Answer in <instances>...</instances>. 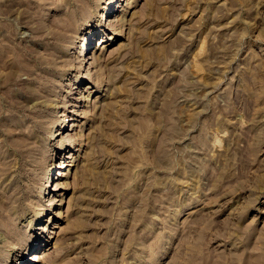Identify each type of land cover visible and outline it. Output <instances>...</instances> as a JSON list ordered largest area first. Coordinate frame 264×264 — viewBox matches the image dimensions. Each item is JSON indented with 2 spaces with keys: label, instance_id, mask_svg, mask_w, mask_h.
I'll list each match as a JSON object with an SVG mask.
<instances>
[{
  "label": "rangeland",
  "instance_id": "obj_1",
  "mask_svg": "<svg viewBox=\"0 0 264 264\" xmlns=\"http://www.w3.org/2000/svg\"><path fill=\"white\" fill-rule=\"evenodd\" d=\"M75 1L0 0V165L9 171L0 175V211L25 237L16 245L0 231L2 257L8 264L34 251L45 253L35 264L264 260V0H113L102 14L116 8L109 20H100L108 0H91L89 24L76 19L56 47L47 32ZM92 34L85 53L90 45L96 60L86 57L79 69V41ZM21 50L32 64L57 66L37 63L33 76L18 71L17 81L5 82ZM34 76L51 79L54 90L31 96L43 85ZM89 91L94 99L84 105ZM37 113L50 133L39 131L31 146L54 151L46 160L53 177L25 179L26 197L38 200L25 204L11 189L23 182L13 142L35 128ZM65 119L70 138L49 140ZM68 154L75 164L51 185Z\"/></svg>",
  "mask_w": 264,
  "mask_h": 264
},
{
  "label": "bare ground",
  "instance_id": "obj_2",
  "mask_svg": "<svg viewBox=\"0 0 264 264\" xmlns=\"http://www.w3.org/2000/svg\"><path fill=\"white\" fill-rule=\"evenodd\" d=\"M113 0H108L106 2V4L104 5V10L101 12V16L102 14L104 13V11L107 9V13H109L113 7V4L112 3ZM118 1V0H117ZM75 5L73 7H70L69 9H67L66 11H63L62 14L64 15V18L61 19V20H58L56 23H55V28L52 29V30H49L47 32V36L50 37V39H56V43L54 45L59 46V41H63L65 42V38H66V31L71 28L75 23H76V19L78 18H81V19H84L85 22H83L84 25H88V18L90 17V12H88L86 9L87 7H92V1L91 0H76L75 1ZM116 10V8L109 14V16H106L104 18V16H102L100 18V20H102L104 18V20H109L112 16H113V13L114 11ZM92 12V11H91ZM106 13V14H107ZM80 20V19H79ZM90 20V19H89ZM43 23H39L37 24V27L40 28L42 27ZM84 27V26H83ZM89 27V26H88ZM87 27H84L83 29H86ZM90 30V29H89ZM23 32V31H22ZM94 38V35H86L84 37L81 38V40L79 41V45L77 47V68H81L82 65H83V60L87 57V61L90 59V58H93V60H96V57H94L93 55H90L91 53V49H90V45L88 47V52L85 53V50L87 48V45L93 40ZM112 38V37H110ZM98 39V42L97 43H100L99 39L100 38H96ZM95 39V41H96ZM52 41V40H51ZM83 41V43H81ZM53 43V42H52ZM96 45V43H95ZM18 51V50H17ZM17 51H14L15 52V56L12 61L9 62V65H8V72L6 73L5 75V82H12V81H17V78H15L16 74H19L18 71H21L23 73H27L28 75L30 74L31 76H33L31 73H32V66H36V64L38 63L40 66H42L43 64V67H48L49 69L50 68H54L56 67V63H47V62H43L41 60V58L39 60L41 61H37V63H34L32 64L30 62V59L27 58L26 55H24V51L21 50V52H17ZM8 52V51H7ZM10 52V51H9ZM1 53V52H0ZM26 54V53H25ZM55 54H53L51 57L54 58L53 60H55ZM50 58V57H49ZM44 59V58H43ZM47 60V57L45 59V61ZM49 61V60H48ZM76 61V60H75ZM50 62V61H49ZM76 64V63H75ZM7 66V65H6ZM29 75V76H30ZM37 75V74H36ZM38 76V75H37ZM37 76H34L32 77L33 78V81L34 79H36L37 81H40L42 82L41 84H43L42 86L39 84H37L40 88H35L37 85H34V89L30 90L29 92H31V96L33 95L34 97H39V96H43L41 95V93L44 91L45 93H49V92H52L54 90V88H51L52 85H53V81L49 78H45V79H42V78H38L37 79ZM42 76V75H41ZM31 78V77H30ZM31 78V79H32ZM30 81V79H29ZM31 82V81H30ZM49 84H48V83ZM52 82V83H51ZM35 83V82H34ZM32 83V84H34ZM47 83V85H46ZM100 84V83H99ZM30 86V85H29ZM33 86V85H32ZM31 86V87H32ZM78 87V86H77ZM25 88V87H24ZM30 88V87H28ZM23 89V88H22ZM31 89V88H30ZM25 90V89H24ZM43 90V91H42ZM27 91V90H26ZM39 91H42L41 93ZM7 92V91H6ZM43 94V93H42ZM12 95V94H11ZM30 95V94H29ZM28 95V96H29ZM23 96V95H22ZM30 97V96H29ZM44 97V96H43ZM41 98V97H40ZM93 98V95L91 96V92L89 91V93L85 94V98H84V105H86V101H91ZM94 99V98H93ZM12 101H10L11 103ZM39 102V101H38ZM14 104V103H13ZM16 104V103H15ZM88 105V104H87ZM11 107V105H10ZM13 107V106H12ZM15 107V106H14ZM36 113V112H35ZM33 114V113H32ZM32 120V118H31ZM14 122V121H13ZM34 124H35V128L33 129H28L27 132L21 134V136H19L14 142V146H15V160L12 162L14 166V169L18 168L19 171H20V177L22 178L23 182L22 181H19L16 182L14 184V186L12 187L11 186V189L13 191V193L15 194H18L16 197H15V201H19L20 203H27V204H32V203H36L38 204V200L36 202H34L33 200H29L28 197H26L27 193L25 192H28L29 188H30V185L27 184L24 180L25 179H31L33 180V182H42V179H44L43 181L48 182L50 180L51 177H53V175L51 177H49L50 175V172H46L47 169H48V166L46 165V160L52 156V154L54 153H49L48 151V147H47V144L46 143H41V144H38L35 146H31V144H33V142H36L41 136L38 134L39 131L40 132H45V133H50V128L46 127L45 126V120L43 118V114L42 113H37L36 115H33V121H32ZM48 125V124H47ZM11 124L9 123L8 127H10ZM34 126V125H33ZM65 126H67V128H65ZM69 123L67 122V119H65L63 122H61V128L57 129V130H54L52 131L51 130V134H49V140H54L56 138V136H60L58 137V141L61 142L64 140H66V137L68 135H65L66 131L69 130ZM40 129V130H39ZM55 136V137H54ZM67 138H70V136H68ZM91 138V137H90ZM31 139L32 140V143H31ZM70 141V144H69V149L71 147H73V140H69ZM66 143V142H65ZM30 144V145H29ZM63 143H61L62 145ZM34 145V144H33ZM50 145V144H49ZM59 145L58 147V150L57 152H55V154L57 156H60L62 154L61 152V149H62V146ZM13 146V147H14ZM71 150H68V152H70ZM62 156V155H61ZM73 154H68L66 155L65 158L63 159H60L58 161V165L56 167L57 168V175L54 179H52L51 181V185L52 183H54L56 181V179H58L59 177L61 176H65L67 174L70 173L71 169L70 167H72L75 163L73 162ZM87 157V156H86ZM88 160V159H87ZM10 163V164H12ZM11 167V165H10ZM10 169V168H9ZM8 171V165H6V162L3 163L2 165H0V175L2 174H5L6 172ZM9 172V171H8ZM7 172V173H8ZM7 175V174H6ZM82 178H84V176L82 175L81 176ZM81 179V178H80ZM79 179V180H80ZM34 184V183H33ZM56 184V183H55ZM58 185V184H57ZM10 187V186H9ZM46 187V186H45ZM28 188V190H27ZM11 191V193H12ZM43 191H46V188H43L42 191H39V192H43ZM12 193V195H13ZM12 195H9L12 197ZM8 196V195H7ZM8 196V197H9ZM3 197V196H2ZM14 198V197H13ZM12 198V199H13ZM4 198H1L0 200H3ZM10 199V198H9ZM10 199V200H12ZM6 201V198L4 199ZM14 201V200H13ZM12 201V202H13ZM14 201V202H15ZM11 202V201H10ZM10 202H9V205H10ZM11 202V204H12ZM16 202V203H17ZM3 203V202H2ZM1 203V205H2ZM15 203V204H16ZM5 205V203H3ZM15 204H13V207H15ZM7 205V204H6ZM5 207V206H4ZM10 207V206H9ZM12 208V206H11ZM4 209V208H3ZM10 210V209H9ZM8 210V211H9ZM13 210V209H12ZM41 210H42V207H40L38 210H37V215L36 217H38L39 219L41 218ZM1 211H3L1 209ZM1 211H0V231L3 233V235L5 237H9L11 239H13V243H15L16 245H21L23 243V239L25 237H18L17 236V228L15 226L14 223H7L5 222L4 220H2V215H1ZM5 212H7L5 209H4ZM3 211V212H4ZM4 212V213H5ZM11 212V211H9ZM8 213V212H7ZM9 215V214H8ZM6 216V215H4ZM3 216V217H4ZM7 217V216H6ZM5 217V218H6ZM8 219V218H7ZM56 226V225H55ZM1 233V234H2ZM31 239V238H30ZM39 239V237H37L36 235H32V242H33V245L35 244V242H37V240ZM29 240V241H31ZM27 243V242H26ZM38 243V242H37ZM14 245V246H16ZM13 246V247H14ZM45 254V253H44ZM44 254H40L39 251L36 252L34 251L33 253H31V257H29V260H23L21 261V264H35L36 262H38L40 260L41 257L44 256ZM0 263H5V264H8V259L6 256L3 255L2 257V253L0 252ZM264 257V255H262ZM35 260V261H34ZM248 264H264V260L263 258L260 259L258 258L257 256L256 257H253L252 260H250V262Z\"/></svg>",
  "mask_w": 264,
  "mask_h": 264
}]
</instances>
